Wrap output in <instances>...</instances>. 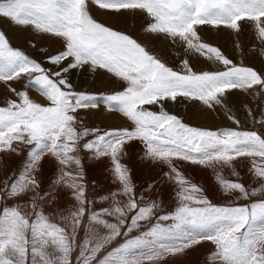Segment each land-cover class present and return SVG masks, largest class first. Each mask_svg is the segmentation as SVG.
I'll return each instance as SVG.
<instances>
[{"label":"snow or ice","instance_id":"snow-or-ice-1","mask_svg":"<svg viewBox=\"0 0 264 264\" xmlns=\"http://www.w3.org/2000/svg\"><path fill=\"white\" fill-rule=\"evenodd\" d=\"M93 6L115 15L140 13L146 34L179 42L222 69L197 72L184 59L183 69L174 70L132 35L98 22ZM3 21L60 39L63 48L46 56L56 70L14 45ZM242 22L254 25L264 43V0H0V83L15 96L0 101V168L6 167L4 154L23 157L0 179V264H169L205 243L213 246L205 264H264V134L240 130L227 103L232 91L264 99V72L234 63L199 34L208 26L239 35ZM85 67L104 70L124 87L77 91L70 74ZM20 80L26 81L22 90L11 87ZM29 88L48 104L33 101ZM181 98L228 109L237 128L186 124L165 107ZM101 105L133 127L85 126L80 112ZM133 141L144 144L146 160L167 166L163 175L175 187L172 210L162 199L137 193L122 162ZM84 153L111 160L119 187L98 197L107 207L95 209L97 198H89ZM45 160L56 168L47 182L41 179ZM244 160L256 187L222 175L229 168L238 176L237 163ZM179 162L213 169L226 196L248 203H212ZM63 196L73 203L59 205Z\"/></svg>","mask_w":264,"mask_h":264},{"label":"bare ground","instance_id":"bare-ground-1","mask_svg":"<svg viewBox=\"0 0 264 264\" xmlns=\"http://www.w3.org/2000/svg\"><path fill=\"white\" fill-rule=\"evenodd\" d=\"M138 17L139 16L137 15L133 16L131 18L132 22L128 21L127 26L136 24L137 22H135V19H137ZM144 20L145 19H143L142 21ZM127 26L123 29V31L134 32L133 28ZM2 27L3 30L6 31L11 37L12 43L14 45L24 47L25 51L32 58H35L43 63L45 67L50 68L51 70L56 69L55 66L46 62V56L54 54L58 50H61L63 48V43L60 39L48 35L36 34L30 30H15L9 26L7 21L2 22ZM202 30L204 32V40L206 42L219 45L218 47L222 50V52L230 59H232L236 64L251 66L258 71L264 72V58H262L261 56V53L264 52V43L259 42L260 44H257V42L255 41L256 44H254L253 41L248 42L247 40L244 42V45H241L238 41H236V43L235 41L231 43V39L228 42L223 41L224 38L220 39L218 35H216L214 30L208 29L210 30L208 31L207 29L205 30V28H203ZM202 30L200 29L199 31L200 35L202 34ZM254 30L256 29L254 28ZM232 34L236 36V33H234L233 31ZM134 35H140L142 37L140 42L144 43L153 53L159 56L168 66L172 67L174 70L181 71L183 69V65L179 61V56L182 60L187 59L191 67L197 72L221 70L215 67L214 63L211 61L206 63L207 59H205L204 57L194 52L185 51V48H183L184 46L182 47L181 44L179 46H176V43H174L173 46L168 44V46H170L165 47L163 44H155L156 42H152L150 40H148L147 42L146 33L137 31L134 33ZM213 37L215 38L212 41L211 38ZM29 43L33 44L34 46H28ZM176 49L179 52L178 54H176ZM256 58H258L259 61H256ZM179 62L181 63V65H179ZM70 80L77 91H84L83 87L89 85L92 89L97 91L98 94H103V92H106L108 90L107 86H109L100 70L93 72L88 67H85L79 71H73L70 74ZM10 83L11 87L16 88L17 90H22L24 88V85L26 84V81L20 80ZM123 87L124 84L123 82H121V89ZM27 90L30 98L33 101L38 102L42 105L48 104L47 99L43 97L38 91L32 88H29ZM245 93L246 92L241 91H232L231 93H229L227 97L228 108L234 107L238 102L241 103L242 108L245 107V105L251 107L252 100L242 101V98L245 97ZM7 97L15 98L14 94L9 91L8 88H6L2 83H0V101ZM256 100L264 105V99ZM166 106L169 107L172 113L176 115V110L184 109L186 118H183L182 120L190 126L194 125L187 122L188 118H192L198 122V125L194 127L204 129L222 130L228 128V124L232 125V123L228 119V109L221 106H216L215 109H209L199 101H192L183 98L180 99V103L176 104V106H173L171 103H167ZM152 110L155 111L158 109L154 107ZM119 115H121L122 117H119ZM80 116L83 119L85 126L90 128H99L101 131L133 127L132 122L124 117L121 113L106 110L103 105L95 110H88L86 112L81 111ZM217 116L220 117L219 124H217L216 122ZM236 126L237 125H235V127ZM238 127L240 130H255L260 134H264V125L259 121V115H256L255 121L240 122ZM125 151L126 155L123 156L122 162L126 164L131 171L132 180L136 185L137 193L150 198L162 199L164 209L167 211L172 210L176 205V199L174 195L175 187L163 175L165 171H168L167 166L146 160L144 158L146 149L144 144L140 141H133L126 146ZM22 159V156L4 154V162L6 164V167L0 168V179H2L9 171L17 168ZM82 159H87L90 166L92 167V171L90 172V174H86V176L91 175L92 172L96 173L95 179L89 180L86 178L89 184V198H97L96 203L94 204V208L99 209L109 206L107 202L99 200L98 197L106 195L107 193L114 191L119 187L114 178H112L113 180L110 182L109 167L112 166L111 160L109 158L92 159L90 158V154L88 153H84L82 155ZM244 162L245 164L249 165L247 160H244ZM184 163L185 162H180V170L185 174V176L190 179L199 176V174H202L201 185L205 187L211 186L210 189L203 190L207 198L212 202L213 198L217 196L220 189L218 182L214 184L215 173L213 169L194 165L190 171H187L183 167ZM105 174L108 175V179L105 178ZM55 175L56 168L54 163L51 160H45L41 179L47 182L54 178ZM248 175H251L250 172L248 173ZM93 182L95 183L93 184ZM103 182L110 183L112 185V190L105 192L103 189ZM150 185H155V190H151L149 187ZM232 198H234V196ZM72 203L73 202L71 201V199L67 196H63V198L59 201V205L62 206H70ZM236 203L244 204L248 203V201H244L241 199ZM214 204L223 205L218 203ZM49 210L51 209L49 208ZM81 236H83V232H81ZM202 247H206V243L198 246L192 251H189L186 255H183L178 259L170 260L169 264H205L206 256L208 253L205 252L206 250H204ZM76 255V253L73 254L74 259Z\"/></svg>","mask_w":264,"mask_h":264},{"label":"rangeland","instance_id":"rangeland-1","mask_svg":"<svg viewBox=\"0 0 264 264\" xmlns=\"http://www.w3.org/2000/svg\"><path fill=\"white\" fill-rule=\"evenodd\" d=\"M90 13L98 22H101V23H103V24H105L107 26H111V27H113V28H115L117 30H120V31H123V29L127 26L128 21L132 22L131 18L133 16L137 15L139 17L137 19L134 18L135 22H137V23L133 24V25L129 24L130 26H127V27L133 28L134 32H127V31H123V32H126L127 34L132 35L138 41H141L142 37L140 35L139 36L138 35H134V33L137 32V31L145 33L142 30V25L145 23V20L144 21H142V20L145 19V17L142 14H140V13H136L135 15H129V14L115 15V14H112L110 12L99 10L95 6L90 8ZM203 28H205V30L206 29L207 30L208 29L214 30L216 35H218V37L220 39L224 38L223 41H227L228 42L231 39V43L233 41H235V43H236V41H238L241 45H244V42L247 40L248 42L253 41L254 44H256V42H257V44H260L259 43L260 40H259L258 34H257L256 30H254L255 27L250 22H242L243 30H242V32L239 35L236 34V36H234L232 34V31H229V29H226V28L213 29V28L208 27V26H202V27L199 28V31H200V29L202 30ZM208 31H210V30H208ZM200 36L204 40V37H203L204 36V32H203V30H202V34ZM222 36H224V37H222ZM214 38L215 37L211 38V40L213 41ZM146 40H147V42H148V40H150L152 42H156L155 44H157V43L163 44L165 47H169L170 45L173 46V44H174L173 42H170V40L168 41V39H165L164 37L154 36V35H149V34L146 35ZM165 43H166V45H165ZM168 44H170V45L168 46ZM180 44L181 43L176 42L175 45L179 46ZM211 44L214 45V46H217V47L219 46V45H215L213 43H211ZM182 47H183V45H182ZM176 51H177L176 54H178L179 52H178L177 49H176ZM179 61L180 62L182 61L180 56H179ZM256 61H259V59L256 58ZM207 62H210V61L206 60V63ZM213 63H214L215 67H217L219 69H222L221 65H219V64H217L215 62H213ZM179 65H181V63ZM55 70L56 69H54L53 71H55ZM100 72L103 75V77L106 79V81H107V83L109 85V86H107L108 90L106 92H103V94L104 93H111V92L116 91V90H121V82L118 79L112 77L110 74H108L104 70H100ZM83 89L86 92L98 94V92L95 91L94 89H92L89 85L84 86ZM256 99L257 98H255L253 95L251 96V94H249V93H245V97L242 98V101H244V100H247V101L252 100L251 101V108L253 110V116H249V115L246 114V109H245V107L242 108V105H241L240 102H238L234 107L230 108L231 109V114L236 116L239 119L240 122H252V121H255L256 115H259V121L260 122L264 121V105L261 102L257 101ZM178 103H180V99L178 100V102L171 103V104L173 106H176V104H178ZM165 107H166L167 111L172 113V111L170 110L169 107H167V106H165ZM176 113H177V115L180 118H182V119L186 118V114H185L184 109L176 110ZM227 115H229V112H227ZM119 117H122V116L119 115ZM216 118H217L216 122H217V124H219L220 123V117L217 116ZM229 120L232 123V125L228 124V128H237V126L235 127V124L233 123V121L231 119H229ZM187 122L193 124L194 126L198 125V122L196 120L192 119V118H188ZM262 124L264 125V123H262ZM193 166H194L193 164H190V163H187V162H185L184 165H183V167L187 171H190ZM178 167L181 169L180 162L178 164ZM84 168H85L86 174H90V172L92 171V167L90 166V164L87 161V159H84ZM109 168H110L109 177H110V182H111L113 180L112 178H114V176H113V172H112V166H110ZM236 171L238 172V176L234 177V176H232V169L224 168L223 171H222V175H224L225 178H229V179H234V180L235 179H239L241 182H243L249 188L258 186L257 179L254 178L252 175H250V176L248 175V173H249V165L245 164L244 161H241V162L237 163ZM247 176H249V177H247ZM86 178L89 179V180L95 179L96 178V173L92 172V174L89 175V176H86ZM105 178L108 179V175L107 174H105ZM190 180L195 182V183H197L202 189H210L211 188V186L205 187V186L201 185L202 174H199V176L190 178ZM216 182L217 181L215 179L214 184ZM107 183L108 182H103V189H104L105 192H108V191L112 190V185L110 183H108V185H107ZM212 202L225 205V204H228V203H236L237 201L235 200V197L232 198V197L226 196L223 193L222 189L220 188L219 191H218L217 196H215L213 198ZM212 247H213L212 245H209L208 243H206V247H202V248L204 250H206L205 252L208 253L212 249Z\"/></svg>","mask_w":264,"mask_h":264}]
</instances>
